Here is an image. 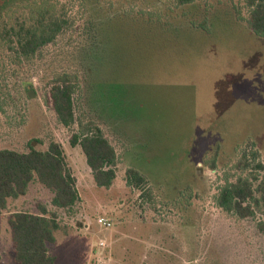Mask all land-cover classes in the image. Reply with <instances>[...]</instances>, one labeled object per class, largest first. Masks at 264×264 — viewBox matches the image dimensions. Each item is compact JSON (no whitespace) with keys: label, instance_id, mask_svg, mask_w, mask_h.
Wrapping results in <instances>:
<instances>
[{"label":"rangeland","instance_id":"374dc122","mask_svg":"<svg viewBox=\"0 0 264 264\" xmlns=\"http://www.w3.org/2000/svg\"><path fill=\"white\" fill-rule=\"evenodd\" d=\"M61 3L78 9L74 0ZM185 28L169 35L119 20L106 27L95 107L82 106L80 96L76 102L78 117L103 119L117 146L108 188L95 185L80 146L69 143L78 123L64 127L45 103L48 83L75 69L68 35L29 59L14 62L0 52V149L59 142L78 192L68 209L54 206L53 193L37 181L10 198L0 213V264H16L9 215L39 214L40 207L57 223L48 244L56 264H264L257 227L264 202L245 218L214 202L226 180L247 174L239 164L244 153L256 149L264 164V37L242 25ZM127 168L144 173L146 184H128ZM248 171L258 175L254 184L264 179V170ZM99 215L111 225L99 226Z\"/></svg>","mask_w":264,"mask_h":264},{"label":"trees","instance_id":"16d2710c","mask_svg":"<svg viewBox=\"0 0 264 264\" xmlns=\"http://www.w3.org/2000/svg\"><path fill=\"white\" fill-rule=\"evenodd\" d=\"M74 1L78 9L73 13L61 0L5 1L0 6V52L17 62L33 57L59 36L68 35L65 42L74 47L71 52L76 54L75 69L56 75L48 83L45 103L64 127L78 123L79 132L72 133L69 143L80 146L98 187L108 188L115 179L117 146L107 136L103 119L78 117L76 99L80 96L82 106L95 107L94 71L106 53V27L111 22L119 20L126 26L145 25L167 34L185 27L208 31L214 25H242L264 37V0ZM194 6L197 15H189L188 9ZM241 7L246 10V15L241 13ZM17 83L22 85L20 79ZM28 145L26 151L0 149V213L6 209L10 198L25 195L33 181L53 193L51 202L54 206L72 207L78 199L76 177L68 166L62 145L54 140L49 141L44 150L36 149L32 141ZM122 149L126 151L124 147ZM246 153L239 164L247 174L233 182L226 180L214 196L216 206L240 218L252 216L260 202H264V179L254 184L258 175L248 171H263L264 164L256 149ZM211 168H214V162ZM126 174L128 184L142 187L147 182L148 177L137 169L127 168ZM184 188H179L178 192L182 194L187 190ZM7 222L16 264H56L48 244L55 242L57 223L44 207H40L39 214L15 211ZM257 227L264 235V220L259 221Z\"/></svg>","mask_w":264,"mask_h":264},{"label":"built area","instance_id":"2783aa9c","mask_svg":"<svg viewBox=\"0 0 264 264\" xmlns=\"http://www.w3.org/2000/svg\"><path fill=\"white\" fill-rule=\"evenodd\" d=\"M96 223L102 227H109L111 225L110 221H108L104 216L100 215L96 218Z\"/></svg>","mask_w":264,"mask_h":264},{"label":"water","instance_id":"95a60500","mask_svg":"<svg viewBox=\"0 0 264 264\" xmlns=\"http://www.w3.org/2000/svg\"><path fill=\"white\" fill-rule=\"evenodd\" d=\"M33 94H34L33 91L29 92V96H32ZM201 171H202L201 168H199V169H198V172H201Z\"/></svg>","mask_w":264,"mask_h":264}]
</instances>
